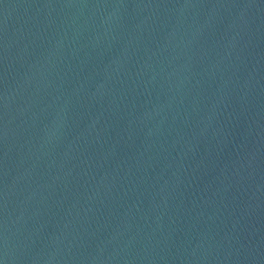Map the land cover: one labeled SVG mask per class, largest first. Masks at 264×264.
I'll use <instances>...</instances> for the list:
<instances>
[{
  "label": "water",
  "instance_id": "obj_1",
  "mask_svg": "<svg viewBox=\"0 0 264 264\" xmlns=\"http://www.w3.org/2000/svg\"><path fill=\"white\" fill-rule=\"evenodd\" d=\"M0 264H264V0H0Z\"/></svg>",
  "mask_w": 264,
  "mask_h": 264
}]
</instances>
